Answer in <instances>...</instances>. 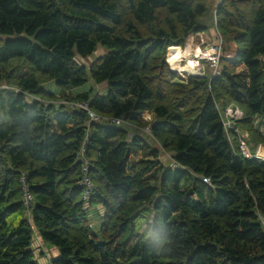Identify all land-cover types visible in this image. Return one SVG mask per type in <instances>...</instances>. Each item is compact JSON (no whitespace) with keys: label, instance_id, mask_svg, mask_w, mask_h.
I'll return each mask as SVG.
<instances>
[{"label":"trees","instance_id":"1","mask_svg":"<svg viewBox=\"0 0 264 264\" xmlns=\"http://www.w3.org/2000/svg\"><path fill=\"white\" fill-rule=\"evenodd\" d=\"M208 1L0 0V264H40L35 228L59 250L50 264H264V159L245 157L236 131L264 145L253 125L264 122V0H223L217 27L233 55L213 77L179 74L168 50L210 28ZM55 87L124 122L90 123L53 102ZM219 102L244 109L233 129Z\"/></svg>","mask_w":264,"mask_h":264},{"label":"built area","instance_id":"2","mask_svg":"<svg viewBox=\"0 0 264 264\" xmlns=\"http://www.w3.org/2000/svg\"><path fill=\"white\" fill-rule=\"evenodd\" d=\"M201 32L194 33L193 35L200 34ZM215 43L214 44H208L205 40L201 41V43H197L198 45H195L194 48L197 50H193L192 48L188 49L189 50V56L190 58H185L182 57V63L183 67L182 68H177L174 63H172L169 59V65L170 68L174 71L180 72L182 75L189 74V75H198L205 77L209 75L207 73L206 69L201 68L200 70V65L202 64V61H206L210 69L212 70L211 76L218 75L221 72V57L223 55V45H224V36L222 33H218L215 37ZM190 43H186V45H189ZM175 47V46H172ZM171 47V48H172ZM171 50V49H170ZM192 54V55H191ZM194 56V57H192ZM195 62V65L193 66H188L189 62ZM57 106L60 104H67L71 107H79L86 109L90 115V123L92 121L98 122V123H106V124H111V125H121L124 122V119L118 118V117H112V116H106L102 115L99 113L94 112L92 109H90L89 104L87 102H80V101H75V100H67V99H60V100H54L53 101ZM226 116H224V124L226 128L233 129L235 126V120L241 119L244 115L243 110L240 108L239 105L237 104H231L230 106L227 107V111L225 112ZM147 131H150V127H146ZM236 131H238L236 129ZM239 133V131H238ZM90 138V132H87L85 141L83 143V146L80 151V159L82 160V175H81V180L79 181V186L82 187L83 189V194L82 198L85 201H89L97 191L95 182L93 181L91 175H90V168H91V163L89 159L86 156V145L87 142ZM239 147L241 149V153L245 157H256L260 159H264V148L262 146L258 147L256 151H251L249 146L247 145V139L245 136H242L240 134L239 137ZM204 180H207L206 178ZM20 184H21V191H22V198L26 207L27 213L30 215L31 207L34 205V197L30 191L29 184L27 182V177L25 173H22L21 178H20ZM96 226V222L94 219L91 218L90 220V227L94 228Z\"/></svg>","mask_w":264,"mask_h":264},{"label":"rangeland","instance_id":"3","mask_svg":"<svg viewBox=\"0 0 264 264\" xmlns=\"http://www.w3.org/2000/svg\"><path fill=\"white\" fill-rule=\"evenodd\" d=\"M224 3L223 0H209V11L207 12V21L210 23L209 26L210 28L206 31H202L200 34H197V35H189L188 38H186V41L183 45H178V46H175V47H178L179 49L182 50V52L184 53L183 57L185 58H190V56L188 55L189 54V50L190 48H194L195 45H198L199 43H201V41L205 40L206 42H208V44H214L215 43V37L216 35L219 33V30H218V27H217V20H218V15H217V9ZM231 36L227 37V39H230ZM190 43L189 45H186V43ZM198 43V44H197ZM225 46V40H224V45L223 47ZM226 47H227V50H223V53H230L233 55L234 53V49H235V43L233 41H229L227 44H226ZM173 48V47H172ZM170 49L171 47L169 48L168 50V53H167V58L169 57L170 61L172 62L171 58H172V55H174L177 50L179 49H174V51L171 50L170 52ZM170 52V54H169ZM105 53V49L99 45V47L97 48V50L91 55L89 56L87 59H84L83 61L87 64H90L93 60H95L96 58L102 56L103 54ZM174 53V54H173ZM192 55V54H191ZM194 57V56H192ZM176 58V57H174ZM177 59V58H176ZM173 63V62H172ZM183 63H182V67H183ZM220 66H221V62H220ZM201 68H204L206 69L207 73H212V70L210 69V66L209 64L206 62V61H202V64L200 65V70ZM178 72V71H177ZM179 74H181L180 72H178ZM186 74V73H185ZM2 87H5V88H13L15 89L16 86H13V85H7V84H4L2 85ZM99 88H102L101 85L98 86ZM100 90V89H99ZM60 91H63V89H59V92ZM101 91V90H100ZM71 92L73 91H69L66 93L65 91V94L62 96V97H59V100L60 99H64L65 97H68L70 96V94H72ZM58 100V99H57ZM231 104H235L234 102H228V104L226 106H224V103L223 102H219V106L222 107V113L224 116H226V111H227V107L230 106ZM242 109V107H240ZM243 112H244V109H242ZM144 117L148 118L149 116V113L148 112H145L143 114ZM245 116V115H244ZM243 116V117H244ZM262 120V119H261ZM258 119L256 118L254 120V128H258L259 132L260 133H264V122H260L259 123V126H258ZM237 124V121H233ZM128 125H132L131 127L132 128H135V127H140V128H137L138 130H141L143 127L145 126H138V125H134V124H130L128 123ZM256 126V127H255ZM236 129L239 131V136L240 134L242 136H245L246 139H247V145L249 146V148L251 149V151H256V149L260 146H262L264 148V145H262L261 143H256L252 136L250 135L249 131L247 130V128L245 126H242L240 124H238L236 126ZM164 159L166 158L167 160V156H164L163 157ZM169 160H167L166 162H168ZM27 216H29V214L26 212L25 213ZM92 219H94V221L96 222V225L98 223H100V219L99 217L97 216V214L95 213V211L93 210L92 211ZM15 218H17V215L14 216ZM144 230V229H143ZM33 247L35 249V253H36V257L39 259V262L40 264H50V260L52 259V257L54 256V253H53V250L51 249L52 246H50L49 244H47L45 241H43V239L41 238V236L38 234L36 228H35V236H34V241H33Z\"/></svg>","mask_w":264,"mask_h":264},{"label":"crops","instance_id":"4","mask_svg":"<svg viewBox=\"0 0 264 264\" xmlns=\"http://www.w3.org/2000/svg\"><path fill=\"white\" fill-rule=\"evenodd\" d=\"M209 2V1H208ZM59 89L60 88H54L53 90L56 92V94L57 95H59V97H61L62 95H64L62 92L63 91H60L59 92ZM102 92L103 91H105V87H102V88H99ZM70 90H67L66 91V93L67 92H69ZM71 91H73V92H71V93H76V92H80L81 90H80V88H75V89H72ZM101 92V93H102ZM104 94V93H103ZM145 112H148L149 113V116H148V118H146V117H144L143 115V119H146V120H151L152 119V117H153V113L151 112V111H145ZM144 112V113H145ZM143 113V114H144ZM137 128H140V127H135L134 129H135V131H137L138 129ZM141 131H145L147 134H145L146 135V138L148 137V133L149 134H151L150 133V131H147V129H146V127H143L142 129H141ZM164 156H167V160H169L168 162H166L167 160H166V158L164 159L163 157ZM162 159L165 161L164 163H166L167 165L169 164H172L173 162H172V159H171V157H170V154H163V156H162ZM34 248V247H33ZM51 249L53 250V253H54V256H57V255H59V250H58V248L57 247H51Z\"/></svg>","mask_w":264,"mask_h":264},{"label":"bare ground","instance_id":"5","mask_svg":"<svg viewBox=\"0 0 264 264\" xmlns=\"http://www.w3.org/2000/svg\"><path fill=\"white\" fill-rule=\"evenodd\" d=\"M176 49H179L178 47H175ZM174 48V49H175ZM174 49L172 50V51H174ZM176 49H175V51H176ZM194 51L195 50H197L196 48H194L193 49ZM189 52V51H188ZM174 54V53H173ZM183 55H184V53L182 52V50L181 49H179V50H177V52L174 54V55H172V58H171V60H172V62L174 63V65L177 67V68H182V57H183ZM189 55V54H188ZM174 57H176V58H174ZM193 65H195V62H189L188 63V66L187 67H189V66H193Z\"/></svg>","mask_w":264,"mask_h":264}]
</instances>
